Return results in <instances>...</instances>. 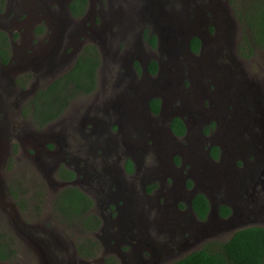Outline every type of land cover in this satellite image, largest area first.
<instances>
[{"label": "rangeland", "instance_id": "obj_1", "mask_svg": "<svg viewBox=\"0 0 264 264\" xmlns=\"http://www.w3.org/2000/svg\"><path fill=\"white\" fill-rule=\"evenodd\" d=\"M69 1L3 0V5L0 6V30L14 37H11V61L1 70L9 86L5 92L0 91V236L8 235L16 251L7 260H0V264H166L201 249L208 243L226 241L238 229L264 227V223L253 219L255 215L244 221L235 217V211L224 219H219L214 213L218 201L223 204L228 202L222 186L228 184L230 179L227 177L233 172L244 168L245 163L240 158L248 155L250 148L254 157L253 166L250 167L252 172L264 171L263 134V139H258L252 145H229L239 143L236 134L233 136L229 132L233 119L231 117L236 111L232 101L221 97L231 85L244 87L249 95L252 93L250 98L264 120V51L250 44L249 53L243 47L246 31L237 20L242 8L247 9L252 5L251 0H88L85 14L77 19H72L67 13ZM180 9L185 17L192 18L194 14L198 16L199 26L193 27L191 24L186 28ZM171 10L174 13H170ZM172 14L177 18L172 19ZM37 23L46 29L47 38L42 40L39 38L41 35L36 34L40 32H35L34 25ZM154 31L161 38H166V42H162L157 48L161 52L159 57L167 59L163 48L169 52L170 57L162 67L160 76H157L160 87L164 90L171 89L172 83L176 82L184 93V98L187 96L191 102L182 100L180 103L176 98L175 101L169 100L167 106L188 117L199 113L202 118L212 116L210 122L218 121V126L208 136H204L207 139L215 135L221 137L218 146L222 150V157L211 160L202 151L194 159L193 165L184 156L187 147L184 138L174 139L178 143L176 152L179 154L173 157L181 159L175 165L179 173L168 175L166 179L171 180L173 186L184 189L185 195L173 199L167 193L149 194L153 198V205L165 206L157 213L154 209L157 221L164 228L169 227L164 220L168 219L169 210L189 212L192 216L189 206L194 194L203 193L211 202L212 212L202 222L199 229L201 233L191 237L196 239V244L189 249L180 248L174 252H167L165 246L155 250V241L159 240L152 238V232L144 233L142 245L137 244L134 239L125 238L126 235L123 238L104 235L107 215L111 216L112 221L119 217L118 209H113L116 207L115 203L104 206L103 201L91 198L92 209L89 215H94L100 224L96 232L91 233L84 232L79 223L64 219L54 209L60 190L65 188L57 174L58 166L63 163L59 160L56 166L57 159L54 155L59 158L64 153V158H68L72 151V146L67 147L70 143L68 131L73 132L75 124L80 123V117L91 115L94 106H104L107 94L102 91L103 84L108 77L111 81L112 75L125 73L129 54L135 50L140 55L148 52L145 40L141 37L146 39L148 35L153 36ZM222 34L230 43L225 49L227 58H222L224 49L218 47L219 43H213V38ZM176 35L181 37L184 46L191 36L204 41L199 53L181 61L180 69L174 67L177 61L175 57L181 53V48L173 40ZM65 40L77 50L85 44L98 45L101 51L98 50V85L92 94H80L73 98L58 119L39 127L31 121L29 101L37 89L48 85L57 75L44 64H39L40 56L47 49H59ZM211 48L217 49L218 56L216 60L210 56L213 64L210 60L208 66L206 52ZM152 54L155 55V51ZM223 66L229 70L228 73L217 71ZM102 76L105 79L103 82ZM123 86L124 81L116 91H122ZM196 93L205 97L202 102L204 107L200 109L191 100V96ZM174 103L180 104V108H176ZM230 105L233 110L230 109L229 114L227 110ZM214 110H221L223 113L216 115ZM183 114L180 115L185 117ZM225 115L231 119H224ZM252 117L260 120L255 115ZM233 120L237 127L244 123L237 118ZM205 124L209 123H204L203 126ZM203 132L200 130L199 134ZM235 145L241 148L240 152L234 150ZM76 158L81 166V160L86 158L84 150H78ZM150 160V157L146 158L147 162ZM45 164L48 165L44 168ZM20 200L25 202L22 209L18 205ZM161 200L163 203H160ZM165 234L172 239H180L182 236V232ZM184 241L185 239L181 240ZM80 242L94 243L96 250L93 256L82 258L78 255L77 245ZM166 255L170 257L163 259Z\"/></svg>", "mask_w": 264, "mask_h": 264}, {"label": "flooded vegetation", "instance_id": "obj_2", "mask_svg": "<svg viewBox=\"0 0 264 264\" xmlns=\"http://www.w3.org/2000/svg\"><path fill=\"white\" fill-rule=\"evenodd\" d=\"M72 1L70 0L68 4ZM68 4L66 7L68 15L72 19H77L85 14L88 0H86L83 12L78 16L72 15ZM1 5L3 3L0 2ZM162 12L164 13L165 10H162ZM179 12L184 17L183 24L186 28L191 24L193 27L199 26L200 18L198 16L194 14V17L189 18L185 17L183 10L180 9ZM170 13H174V10H171ZM171 17L172 19L177 18L173 14ZM40 25V23H37L34 27H36L35 32L40 31L36 34H40L39 38L43 40L47 38V31ZM11 37L13 36L6 34L8 46L6 60L3 61V57L0 55V91L4 92L7 90L9 84L1 70L10 63L12 58L11 43H13V39ZM154 37L155 39L150 35L146 39L141 37V39L145 40L148 52H143L140 55L135 50L132 54H129L125 73L119 72L120 75H112L111 81H109L108 77L106 83H102V91L107 94L105 95L107 101L103 107L94 106L91 115L80 117V123L75 124L73 132L68 131L70 143L67 144V147L72 146V151L68 158H64V153H61V157L59 158L57 155H54V157L57 159L55 162L56 166L59 160H62L63 164L58 166L57 174L65 188H76L90 200L94 198L95 200L99 199L103 201L104 206L105 204L111 203L113 205L115 203L116 207L113 208L111 206V208L115 211L118 209L117 214L119 217L112 221L111 216L107 215L105 229L103 230L104 235L106 234L110 238H123L126 235L127 237L125 238L134 239L137 244L142 245L144 233L146 231L152 232V238L159 240L155 241V250H159L165 246L167 247V252H174L180 248L189 249L196 244V239L191 237L193 234L201 233L199 229L202 222L206 221L212 212L211 202L202 193L208 201V210L204 214V217L200 218L192 210L191 202L196 195L194 194L189 206L192 216H190L189 212L169 210L168 219H164L169 227L164 228L157 221L154 209L157 213L160 208L164 209L165 206L158 207L156 204L153 205V198L149 194L152 192H155L156 195L158 193L161 195L167 193L168 197L173 199L185 195L184 189L175 185L173 186L172 181L166 179L168 175L174 176V174L179 173L175 165H178L181 159L178 156L173 157L179 154L176 152L178 143H175L174 139L184 138L187 144L184 156L193 165L194 159L199 157L202 151H205L211 160L221 158L222 150L218 146L221 137L215 135L207 139L208 137L204 136L212 132L215 126H218V121L215 123L213 121L210 122L212 116L202 118V115L199 113L196 116L188 117L186 114L179 113L180 111L176 112L173 107L167 106L169 100L175 101L176 98L179 99L180 103L182 100L186 103L191 102L187 96L184 98V93L178 88L176 82L172 83L171 89L164 90L160 87V80L157 76H160L162 67L166 65V60L170 57L169 52L163 48L167 54V59L160 58L159 53L161 52L157 50L159 44L166 42V38H161L155 31ZM192 38L199 40V47L196 52L190 48V40ZM213 39L214 44L219 43L218 47L224 49L222 58H227L225 49L230 43L225 40V35H218ZM153 40L155 45L152 44ZM173 40L181 48L180 56L175 57L177 61L174 63V67L176 69L181 68V61L183 59L185 60L187 57L189 58L199 53L204 45V41L197 36H191L185 46L179 35H176ZM64 42L60 44L59 49H47L40 56L39 64H44L49 68V71L52 70L53 73L57 74L52 81L56 79L64 81V75L72 69L78 55L85 47L89 46L100 55V48L97 44H85L80 50H77L70 46L66 40ZM250 44L254 45L252 42ZM150 49L151 51H149ZM152 51H155V55L152 54ZM210 56L215 60L217 59L218 53L216 48H211L206 52L208 66L210 65V60L213 64ZM181 70L183 72V68ZM217 71L220 73L229 72L224 66L218 68ZM99 73L100 63L95 72L94 88L89 92L82 91L72 98L69 97L67 106L76 96L78 97L80 94L90 95L96 90L95 87L98 85ZM104 80L102 76V82ZM123 81L125 82V86L122 87V91H116V88ZM48 85L40 89H45ZM40 89L34 92L31 101H29L33 124H35L33 120V100L36 92ZM250 95L252 96L251 92ZM250 95L244 87L234 84L229 86L226 94L221 96L234 103V111L236 112L231 118L240 119L241 123L244 122L242 126L237 127L236 121L231 120L229 132L233 136L236 134L238 138L237 142L239 143L233 142L229 145H252L258 139L259 141L263 139L261 134L264 136V120ZM221 97L220 99H222ZM203 99L205 97L201 94L196 93L191 96V100L195 104L194 106L198 109L204 107L202 103ZM155 100L158 101V110L156 112L150 106V102ZM204 102L207 103V100ZM174 104L176 108H180V104ZM66 107L59 116L62 115ZM230 109L233 110L231 105L227 110L229 114ZM221 112V110H214V114L216 115L221 114ZM180 114L185 115V117H182ZM128 115L134 116L129 117ZM252 115L259 117L260 120L252 117ZM175 117L179 118L183 123L184 131L181 135L174 133L170 127V122ZM231 118H228L226 115L224 117L227 120ZM54 120L44 125H49ZM204 123L209 124L203 126ZM203 129H206V132H203ZM200 130L203 134H199ZM212 147L217 148L216 156L210 153ZM240 149L238 145H235V151L240 152ZM78 150H84L86 155V158L81 160V166H79V161L76 158ZM250 150L252 151V148L248 151ZM251 151L248 155L240 158L245 163L244 168L238 170V172H233L231 176L227 177L230 179L228 184L222 186L228 202L225 204L221 201L217 202L214 213L219 219L228 218L235 211L234 214H237L235 217L239 220L247 221L255 215L253 217L255 221L264 223V171L258 170L256 173L252 172L250 167L253 166L254 157L251 155ZM149 157L151 160L147 162L146 158ZM170 161L171 164L169 163ZM47 165L45 164L43 167L45 168ZM192 176L195 177V175ZM186 182L187 180L185 181L184 188H186ZM170 183L171 186H168ZM65 188L60 190L59 194ZM228 194H231V197H228ZM160 203H163V201L161 200ZM223 206L228 210L225 215H221L219 212ZM91 207L92 205L87 211L88 213L92 209ZM243 213L245 214L243 215ZM99 225L92 232H96ZM165 232H182V236L180 239H172ZM182 239H185V241L181 242ZM167 257L169 258L170 255H166L163 259Z\"/></svg>", "mask_w": 264, "mask_h": 264}, {"label": "trees", "instance_id": "obj_3", "mask_svg": "<svg viewBox=\"0 0 264 264\" xmlns=\"http://www.w3.org/2000/svg\"><path fill=\"white\" fill-rule=\"evenodd\" d=\"M0 2L3 3V0ZM251 3L249 8L243 7L241 14L237 17L246 31L242 44L249 52H251L250 42L264 51V0H251ZM85 4L86 0H73L68 7L72 15L78 16L83 12ZM151 37L155 39L154 35ZM152 44L155 45L154 40ZM198 47L199 40L192 38L190 48L196 52ZM7 54L6 34L0 30V55L3 61L6 60ZM98 64V53L89 46L85 47L78 55L72 69L64 75V81L56 79L45 89L38 90L33 100L34 123L40 127L56 119L67 106L69 97L72 98L82 91H91L95 86V72ZM150 106L156 112L158 101L150 102ZM170 127L177 135H181L184 131L183 123L177 117L170 122ZM210 153L216 156L217 148L212 147ZM18 205L22 209L25 202L20 200ZM91 205L92 201L81 191L66 187L54 202V209L64 219L79 223L84 232L91 233L99 224L97 218L94 215L90 216L87 212ZM191 206L198 217L202 218L208 210V201L203 194L199 193L193 197ZM219 212L225 215L228 210L223 206ZM77 250L80 257L89 258L93 256L96 248L93 242H80ZM15 252L10 237L0 236V260H7ZM166 264H264V227L251 226L238 229L226 241L208 243L201 249L191 251L182 258Z\"/></svg>", "mask_w": 264, "mask_h": 264}]
</instances>
